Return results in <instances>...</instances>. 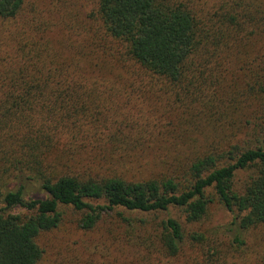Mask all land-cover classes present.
Listing matches in <instances>:
<instances>
[{"label": "trees", "instance_id": "obj_1", "mask_svg": "<svg viewBox=\"0 0 264 264\" xmlns=\"http://www.w3.org/2000/svg\"><path fill=\"white\" fill-rule=\"evenodd\" d=\"M30 1L0 0V264H39L38 237L60 227L63 206L86 230L105 214L140 221L147 258L173 261L206 234L151 214L177 208L194 224L218 203L237 247L264 226V0H91L56 43L46 23L5 26ZM121 89L178 107L200 133L135 152L142 138H119L108 116Z\"/></svg>", "mask_w": 264, "mask_h": 264}, {"label": "rangeland", "instance_id": "obj_2", "mask_svg": "<svg viewBox=\"0 0 264 264\" xmlns=\"http://www.w3.org/2000/svg\"><path fill=\"white\" fill-rule=\"evenodd\" d=\"M50 1L51 3H48L49 0H31L27 4L23 19H20L18 23H7L5 26H8L7 29L11 32H16L26 23H29L33 29L38 24L46 23L48 28L45 36L47 38L50 36L56 40L53 41L56 43L64 38L65 32L69 31L71 25L81 27L86 19L85 13L89 12L92 7L91 0ZM31 6L34 8L31 9ZM49 15L50 20L47 21L46 17ZM24 18H27L26 23ZM69 32L75 31L72 29ZM147 99L139 91L121 89L113 100H107L111 105L108 106L109 119L117 121L121 126L119 138L126 139L125 137L129 136L142 138V145L137 146L135 152L141 149L151 151L154 146L164 151L165 149L173 150V146L168 149L164 147L165 138L167 141H173V138L179 137L182 133H185V136L200 133L198 125L187 119V115H184V119H179L182 113L178 107L166 114V109L171 106ZM168 117L174 120L172 125L168 124ZM194 129L193 134L187 135ZM160 139L164 140L155 143ZM3 154L0 153V173L9 165L6 155ZM247 176L248 173L240 172L236 178L237 183L242 184ZM29 195L34 198L42 196L41 193L33 190L29 192ZM61 211L63 222L60 227L44 232L38 237V242L44 251L39 264H211L213 259L218 260V257H221V262L224 257L225 264H264V226L249 228L243 232L244 244L240 247L233 246L232 238L235 230H230L233 214L218 203H213L205 218L194 224L187 223L182 212L177 208L148 216V218H156L157 223H160L172 215L182 223L187 236L193 231L206 234L204 243H196L197 246L186 251L189 255L180 256L174 261L163 255L159 256V259L147 258L141 249L147 242L143 240L146 234L140 229V221L134 220L133 224L129 225L120 220L118 216L112 218L111 215L105 214L94 229L86 230L79 224L82 217L81 212L69 206L61 207ZM134 216L140 218L147 215ZM126 233L130 234L128 238ZM219 242L222 244L220 247ZM191 245L188 239L186 249L191 248ZM217 249L220 252L211 257Z\"/></svg>", "mask_w": 264, "mask_h": 264}]
</instances>
